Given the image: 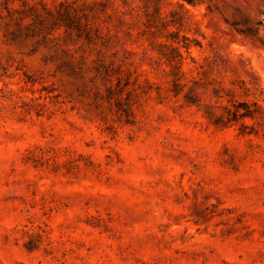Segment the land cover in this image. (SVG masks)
Wrapping results in <instances>:
<instances>
[{
    "label": "rangeland",
    "instance_id": "rangeland-1",
    "mask_svg": "<svg viewBox=\"0 0 264 264\" xmlns=\"http://www.w3.org/2000/svg\"><path fill=\"white\" fill-rule=\"evenodd\" d=\"M0 264H264V0H0Z\"/></svg>",
    "mask_w": 264,
    "mask_h": 264
},
{
    "label": "trees",
    "instance_id": "trees-1",
    "mask_svg": "<svg viewBox=\"0 0 264 264\" xmlns=\"http://www.w3.org/2000/svg\"><path fill=\"white\" fill-rule=\"evenodd\" d=\"M184 1L191 5H195L197 3V0H184Z\"/></svg>",
    "mask_w": 264,
    "mask_h": 264
}]
</instances>
